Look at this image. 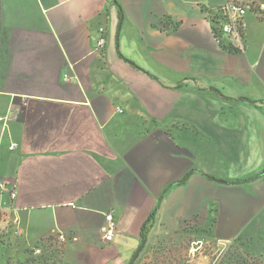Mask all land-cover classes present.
I'll return each mask as SVG.
<instances>
[{
  "label": "crops",
  "instance_id": "crops-1",
  "mask_svg": "<svg viewBox=\"0 0 264 264\" xmlns=\"http://www.w3.org/2000/svg\"><path fill=\"white\" fill-rule=\"evenodd\" d=\"M228 1L250 0H0V264H130L147 239L146 264L191 225L264 247V176L213 180L264 170V0L243 49L216 40Z\"/></svg>",
  "mask_w": 264,
  "mask_h": 264
},
{
  "label": "rangeland",
  "instance_id": "rangeland-1",
  "mask_svg": "<svg viewBox=\"0 0 264 264\" xmlns=\"http://www.w3.org/2000/svg\"><path fill=\"white\" fill-rule=\"evenodd\" d=\"M186 228L179 239L170 238L168 244L155 248L146 264H264V247L259 243L253 246L243 238L221 242L211 226ZM30 264L39 261L32 259Z\"/></svg>",
  "mask_w": 264,
  "mask_h": 264
},
{
  "label": "built area",
  "instance_id": "built-area-1",
  "mask_svg": "<svg viewBox=\"0 0 264 264\" xmlns=\"http://www.w3.org/2000/svg\"><path fill=\"white\" fill-rule=\"evenodd\" d=\"M254 1L249 2H236L228 1L224 6L219 9V32L220 36L216 38L218 43H228L231 46L238 47L239 49L244 48V20L249 10L252 9ZM104 32V29H101ZM100 45H104L105 39L100 40ZM0 191H8L11 200H14L17 195V189L14 186H10L5 180L0 179ZM14 223H19L18 220H13ZM107 225L104 228V238L106 241H111L116 230V222L114 218V212H110L106 215ZM67 241V237L64 234H57L46 237L43 242L47 247L52 249H60V246ZM44 250L41 247H37L34 250V254L41 256ZM204 258V257H203ZM195 264H202L201 262Z\"/></svg>",
  "mask_w": 264,
  "mask_h": 264
},
{
  "label": "water",
  "instance_id": "water-1",
  "mask_svg": "<svg viewBox=\"0 0 264 264\" xmlns=\"http://www.w3.org/2000/svg\"><path fill=\"white\" fill-rule=\"evenodd\" d=\"M244 100H247L246 98H243ZM262 176H264V170H262L260 173H258L257 175L253 176L252 178L248 179V180H245V181H242V182H233V183H229L225 180H221V179H216V178H213V180H215L216 182L218 183H221V184H226V185H239V184H245V183H250V182H253L259 178H261ZM146 242H147V239H145L141 246L138 248V250L135 252L130 264H135V262L137 261L138 257L140 256V254L142 253L145 245H146Z\"/></svg>",
  "mask_w": 264,
  "mask_h": 264
},
{
  "label": "trees",
  "instance_id": "trees-1",
  "mask_svg": "<svg viewBox=\"0 0 264 264\" xmlns=\"http://www.w3.org/2000/svg\"><path fill=\"white\" fill-rule=\"evenodd\" d=\"M155 216H156V213H153V214L147 219L146 223L144 224V227H143V230H142V231H143V236H144V237H146V233H147L146 228H147V225H149V224L154 220Z\"/></svg>",
  "mask_w": 264,
  "mask_h": 264
}]
</instances>
